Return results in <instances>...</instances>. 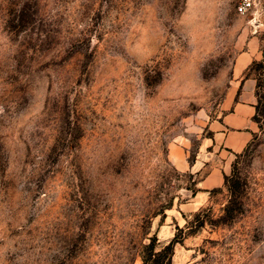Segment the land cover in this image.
<instances>
[{
	"label": "rangeland",
	"instance_id": "obj_1",
	"mask_svg": "<svg viewBox=\"0 0 264 264\" xmlns=\"http://www.w3.org/2000/svg\"><path fill=\"white\" fill-rule=\"evenodd\" d=\"M0 0V264H264V0ZM260 129L201 188L193 161L252 36ZM199 188V189H198ZM234 198V196H233Z\"/></svg>",
	"mask_w": 264,
	"mask_h": 264
},
{
	"label": "crops",
	"instance_id": "obj_2",
	"mask_svg": "<svg viewBox=\"0 0 264 264\" xmlns=\"http://www.w3.org/2000/svg\"><path fill=\"white\" fill-rule=\"evenodd\" d=\"M259 38L254 34L247 47L240 51L232 64L230 90L222 101V111L218 117L208 122L210 135L200 139L194 160L179 159L181 168L199 170L207 162L210 168L197 181L201 188H212L224 181L236 154L242 152L255 133L260 129L256 118L255 81L243 74L249 64L259 57ZM199 189V188H198Z\"/></svg>",
	"mask_w": 264,
	"mask_h": 264
},
{
	"label": "trees",
	"instance_id": "obj_3",
	"mask_svg": "<svg viewBox=\"0 0 264 264\" xmlns=\"http://www.w3.org/2000/svg\"><path fill=\"white\" fill-rule=\"evenodd\" d=\"M192 160L190 159V163ZM224 186L229 191L230 198L224 207V214L229 215L233 211V201L238 186V179L234 175L224 174ZM234 196V198H233ZM177 236L174 235L167 243L159 249H155L156 237H153L150 242L145 244L141 251V264H171V257L173 254V247L177 241Z\"/></svg>",
	"mask_w": 264,
	"mask_h": 264
},
{
	"label": "built area",
	"instance_id": "obj_4",
	"mask_svg": "<svg viewBox=\"0 0 264 264\" xmlns=\"http://www.w3.org/2000/svg\"><path fill=\"white\" fill-rule=\"evenodd\" d=\"M260 3L261 0H235L234 5L236 12L240 14H248L255 10Z\"/></svg>",
	"mask_w": 264,
	"mask_h": 264
}]
</instances>
